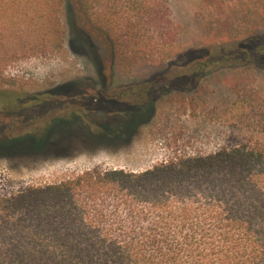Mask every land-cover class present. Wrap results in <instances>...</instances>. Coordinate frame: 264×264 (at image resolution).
<instances>
[{
	"label": "trees",
	"instance_id": "16d2710c",
	"mask_svg": "<svg viewBox=\"0 0 264 264\" xmlns=\"http://www.w3.org/2000/svg\"><path fill=\"white\" fill-rule=\"evenodd\" d=\"M80 1L108 35L114 63L145 56L147 18L161 36L168 34L159 0L148 6L140 0L149 9L138 21L105 10L109 0ZM63 9L73 29L70 0H0V158L40 151L60 129L81 120L88 119L96 139L125 137L155 115L165 95L195 104L204 79L223 64L264 65V36L250 48L239 35L230 41L236 49L169 62L149 81L119 92L107 85L102 69L98 78L33 94L5 87L8 60L63 48ZM257 102L253 94L239 93L218 113L228 141L214 150L176 147L142 169L94 166L0 193V264H264V99Z\"/></svg>",
	"mask_w": 264,
	"mask_h": 264
},
{
	"label": "rangeland",
	"instance_id": "374dc122",
	"mask_svg": "<svg viewBox=\"0 0 264 264\" xmlns=\"http://www.w3.org/2000/svg\"><path fill=\"white\" fill-rule=\"evenodd\" d=\"M159 1L169 20L168 34L161 36V28L147 18L142 29L146 37L141 38V45L147 47L145 56L119 64L112 60L108 35L93 24L80 0H70L75 26H68L69 13L63 9L61 17L68 30L63 48L8 60L3 66L8 77L5 87L33 94L66 81L98 78L102 69L113 82L112 91L119 92L134 82L149 81L169 62L181 65L194 57L205 58L216 48L236 49L238 44L230 42L234 36L240 35L241 42L250 48L264 36V0ZM151 2L156 0H146L144 5ZM107 4L105 10L131 15L134 21L141 19L142 10L149 9L143 8L140 0H109ZM94 51L99 56L94 57ZM223 65L220 73L204 79L195 104L175 94L165 95L157 102L155 115L125 137L96 139L89 133L87 119L60 129L40 151L1 157L0 193L56 181L94 166L142 169L176 147L191 153L216 149L228 141V136L221 133L224 120L218 113L231 106L239 93L253 94L257 103L264 99L263 64L238 69ZM94 118L99 123L107 122L104 115Z\"/></svg>",
	"mask_w": 264,
	"mask_h": 264
},
{
	"label": "flooded vegetation",
	"instance_id": "af4514ba",
	"mask_svg": "<svg viewBox=\"0 0 264 264\" xmlns=\"http://www.w3.org/2000/svg\"><path fill=\"white\" fill-rule=\"evenodd\" d=\"M104 80L106 81V83H107L108 86H111L113 84V82L112 81H109L106 77H105Z\"/></svg>",
	"mask_w": 264,
	"mask_h": 264
}]
</instances>
